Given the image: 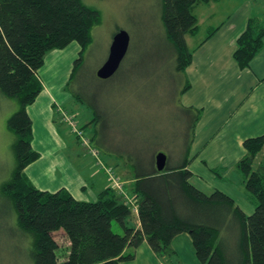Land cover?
<instances>
[{"label":"trees","instance_id":"1","mask_svg":"<svg viewBox=\"0 0 264 264\" xmlns=\"http://www.w3.org/2000/svg\"><path fill=\"white\" fill-rule=\"evenodd\" d=\"M211 1L220 0H161L162 26L171 46L169 56L174 57L175 70L185 78L182 95L191 87L186 73L193 61L188 36L200 31L194 6ZM101 20L100 10L83 0H0V93L19 101L8 119V128L16 136V164L2 194L13 203L20 228L33 238L34 264H121L135 259L128 249H137L145 242L158 257H164L177 254L172 242L182 233L191 236L202 264H264V134L244 141L246 153L236 165L255 208L247 214L228 193L214 190L209 194L191 181V149L202 116L200 110L183 106L190 121L189 135L184 137L185 147L174 165L165 152L167 165L159 171L156 157L163 151L156 153L158 149L145 157L128 156L134 175L126 192L136 200L137 213L113 187L101 191L95 201H82L63 188L54 192L39 189L26 177L27 166L41 156L33 147V120L28 107L43 91L38 74L46 55L77 42L81 50L71 71L72 80ZM216 31L212 28L205 40ZM263 48L264 19L253 16L236 41L234 57L245 69ZM123 69L124 63L104 82L116 81ZM79 96L84 100V93ZM95 109L98 120L102 115ZM100 135L96 129L91 140L98 149L105 146ZM260 154L262 159L255 168ZM214 172L227 181L220 169ZM133 212L139 227L130 226ZM113 221L120 224L124 234L113 230ZM234 228L235 245L230 250L226 237H233L230 232ZM61 230L70 242L64 255L53 236Z\"/></svg>","mask_w":264,"mask_h":264},{"label":"rangeland","instance_id":"2","mask_svg":"<svg viewBox=\"0 0 264 264\" xmlns=\"http://www.w3.org/2000/svg\"><path fill=\"white\" fill-rule=\"evenodd\" d=\"M83 1L98 8L102 20L93 29V41L85 52L83 64L76 76L70 79L74 62L81 50L77 42L63 50H52L59 53L58 60L49 63V57L47 65L38 75L42 80H55L58 75L62 78L64 83L58 81L59 90L54 91L61 105L58 111L61 109L73 116L78 128L90 140L96 129L99 130L102 142L105 143V146L99 148L100 159L114 168L124 184L123 191H127L131 184L128 180L134 175L132 166L127 162L129 155L145 157L158 149L156 153L163 151L171 156L173 165L179 160L180 152L185 147L184 137L189 135L190 122L183 112V96L180 93L185 78L175 70L174 57L169 56L171 46L162 26L161 0ZM201 6L207 12L215 11L220 14L227 13L231 7L228 0L218 2L212 10L205 3ZM198 10L194 7V13H198ZM261 19H264L262 15ZM199 24V33L193 38L188 36L190 47L202 41L210 33L211 27L217 28L220 21L201 18ZM121 29L126 30L131 37L130 48L123 61L124 69L113 83L104 82L97 76V72L107 61L114 35ZM81 92L84 93V100L79 96ZM17 106L18 99L8 98L0 93V264H34L33 238L20 228L13 203L2 194V187L11 179L16 164L13 151L16 136L8 128V119L17 110ZM95 107L102 115L98 120L95 119ZM59 115L61 120V113ZM62 120L60 124L67 130V135L64 136L69 140L76 139L82 146L80 137ZM89 153L101 168L96 157ZM261 159L262 154L257 157L255 168ZM228 177L232 183L219 181L215 188H209L210 186L201 181L199 184L209 194L214 190L228 193L240 207L242 205L241 208L247 214H251L255 208L247 198L241 174L234 168ZM110 183V187H113L111 180ZM193 183L198 184L196 178ZM117 192L120 193L119 190ZM135 213L133 212L130 226L140 222ZM113 230L124 234V229L117 221H113ZM230 233L233 237L229 235L226 238L230 246L228 248L232 250L235 245V228ZM53 236L59 245V251L64 255L70 244L66 234L61 230ZM141 250V246L128 249L127 252L135 254V259L121 264H153V261L156 264H202L195 254L192 259L188 249L179 250L180 255L168 254L164 257H149L150 254Z\"/></svg>","mask_w":264,"mask_h":264},{"label":"crops","instance_id":"3","mask_svg":"<svg viewBox=\"0 0 264 264\" xmlns=\"http://www.w3.org/2000/svg\"><path fill=\"white\" fill-rule=\"evenodd\" d=\"M221 1L225 0L211 1L205 5L212 10ZM228 2L231 7L225 14L207 12L201 6L202 3L194 6L199 9L195 13L199 23L201 18L220 21L217 31L209 39L205 40L206 36L191 47L193 61L186 70L191 87L182 95L184 106L202 112L195 130L190 163V168H193L191 181L196 178V186L200 189V181L209 188H215L219 181L232 183L228 175L246 153L244 141L264 134V48L245 69L240 67L234 57L236 41L249 19L253 16L264 17V0ZM188 43L190 46V38ZM55 51L47 53L40 72L47 65L49 57V63L58 60L59 53ZM56 77L58 79L55 80L41 79L43 91L28 107L33 120V147L41 156L28 165L24 172L39 189L54 192L63 188L78 200L95 201L99 193L109 188L111 183L90 153L76 139L75 142L64 136L67 130L60 124L62 119L58 108L61 105L54 93L59 90L57 83L62 78L59 75ZM215 169H220L227 181L217 178ZM128 182L132 184L133 178ZM172 248L178 255L179 250L188 249L192 259V255L196 257L188 233L177 235ZM141 249L150 254L149 257H158L147 242L141 245ZM152 263L156 264L154 261Z\"/></svg>","mask_w":264,"mask_h":264},{"label":"water","instance_id":"4","mask_svg":"<svg viewBox=\"0 0 264 264\" xmlns=\"http://www.w3.org/2000/svg\"><path fill=\"white\" fill-rule=\"evenodd\" d=\"M130 42V34L124 29H121L114 35L109 57L97 72V76L100 79L108 80L117 73L128 54ZM167 159L168 156L165 152L157 154L156 163L159 171H163L166 168Z\"/></svg>","mask_w":264,"mask_h":264},{"label":"built area","instance_id":"5","mask_svg":"<svg viewBox=\"0 0 264 264\" xmlns=\"http://www.w3.org/2000/svg\"><path fill=\"white\" fill-rule=\"evenodd\" d=\"M61 113V117L64 122L68 123L71 127V130L78 135L81 139V144L84 146L89 152H91L98 160V164L105 171L111 182L113 183V187L115 190H119L121 194L124 195V200L126 203L131 204L135 210L138 212L136 200H134L131 196L127 194L124 190V184L121 181V178L117 175L114 168L112 166L107 165L103 160L100 159V150L92 143V141L85 136V133L82 129L78 128V125L75 121V118L71 115H68L66 112L59 110Z\"/></svg>","mask_w":264,"mask_h":264}]
</instances>
